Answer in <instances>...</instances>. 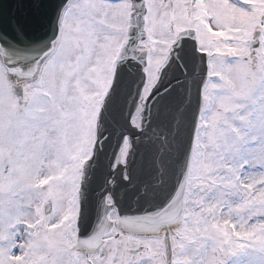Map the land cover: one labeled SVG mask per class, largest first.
<instances>
[{"label": "snow or ice", "instance_id": "snow-or-ice-1", "mask_svg": "<svg viewBox=\"0 0 264 264\" xmlns=\"http://www.w3.org/2000/svg\"><path fill=\"white\" fill-rule=\"evenodd\" d=\"M0 264H264V0H0Z\"/></svg>", "mask_w": 264, "mask_h": 264}]
</instances>
